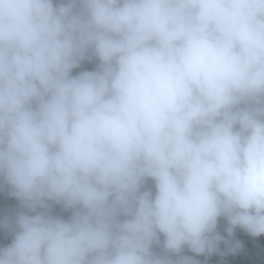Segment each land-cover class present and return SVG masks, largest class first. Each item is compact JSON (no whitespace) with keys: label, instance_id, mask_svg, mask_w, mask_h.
Instances as JSON below:
<instances>
[{"label":"clouds","instance_id":"clouds-1","mask_svg":"<svg viewBox=\"0 0 264 264\" xmlns=\"http://www.w3.org/2000/svg\"><path fill=\"white\" fill-rule=\"evenodd\" d=\"M0 181L29 210L0 264H200L153 244L264 234V0H0Z\"/></svg>","mask_w":264,"mask_h":264},{"label":"trees","instance_id":"trees-1","mask_svg":"<svg viewBox=\"0 0 264 264\" xmlns=\"http://www.w3.org/2000/svg\"><path fill=\"white\" fill-rule=\"evenodd\" d=\"M66 2V0H54V3L60 4ZM98 58L92 54H87L85 58L80 62V65L72 70V74L84 70H96L98 66ZM145 189H152L154 191V185L151 180L147 181ZM51 207L48 209L52 215L60 216L64 219L70 218L74 209L65 208L60 203L49 202ZM44 209L37 208L36 211H43ZM21 211H29L24 208L21 201L15 196L11 195V189L9 186L0 181V219L5 217L14 220L15 216ZM227 221L225 218H220L218 231L225 237V241H221L219 244V251L208 254H196L193 253L187 247L184 248L179 255L166 253L163 249V236L160 237V242L153 244V251L158 255H168L171 259H179V256H189L200 262V264H264V234L259 236H252L244 229L239 227L235 228L233 236L229 237L226 231ZM13 232L11 227H0V247H6L11 243ZM231 241L235 244L239 241L242 247L236 251H230L231 245L227 243Z\"/></svg>","mask_w":264,"mask_h":264}]
</instances>
